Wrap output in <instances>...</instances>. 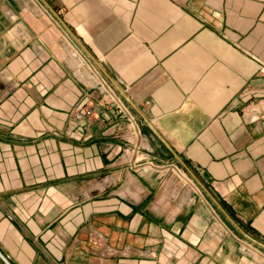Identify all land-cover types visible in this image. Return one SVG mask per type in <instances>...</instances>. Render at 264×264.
I'll list each match as a JSON object with an SVG mask.
<instances>
[{"label":"crops","instance_id":"1","mask_svg":"<svg viewBox=\"0 0 264 264\" xmlns=\"http://www.w3.org/2000/svg\"><path fill=\"white\" fill-rule=\"evenodd\" d=\"M45 1L264 245V0ZM102 81L39 0H0V264H264L180 196L173 155L114 89L155 167L133 166L113 103L82 114L108 101Z\"/></svg>","mask_w":264,"mask_h":264},{"label":"built area","instance_id":"2","mask_svg":"<svg viewBox=\"0 0 264 264\" xmlns=\"http://www.w3.org/2000/svg\"><path fill=\"white\" fill-rule=\"evenodd\" d=\"M104 93L108 99V101H102L101 103H98L96 105H93L91 107H83L80 109L82 114L85 117L92 118L94 115L101 113V111L110 103H113L119 111L122 113H125L127 115L128 121L131 125L130 127V135L127 137L126 141L128 143V147L124 150L128 155H130L131 160H133L134 164L133 166L136 169H141L144 167H155L153 165V162L147 157L143 151V147L140 142L139 138V132L136 128V118L134 115H132L128 108L125 106V104L122 102L120 98H118L114 92V90L108 86L104 81H102L101 84ZM132 162V161H131ZM164 167V166H163ZM168 169H170L172 172H177L178 168L175 163L166 165Z\"/></svg>","mask_w":264,"mask_h":264},{"label":"water","instance_id":"3","mask_svg":"<svg viewBox=\"0 0 264 264\" xmlns=\"http://www.w3.org/2000/svg\"><path fill=\"white\" fill-rule=\"evenodd\" d=\"M49 11V13L56 18V20L59 22V24L65 29V31L70 35L72 40L76 43V45L82 50V52L86 55V57L97 67V69L105 76V78L110 82V85L113 87V89L124 99L129 106L134 109L144 120L146 126L152 131V133L159 139V141L166 147V149L173 155L174 159L176 160L177 163H179L185 171L188 173V175L191 177L193 181L197 183V185L203 190V192L206 194V196L209 198V200L213 203V205L221 212L223 213L226 218L232 223L238 230L239 232L249 239L251 242L254 244L263 247L264 245L251 239L249 236H247L244 232H242L231 220V218L224 212L220 204L217 202V200L212 196V194L207 190L206 187H204L203 184H201L195 175L187 168V166L184 164V162L180 159V157L173 151V149L165 142V140L159 135V133L154 129V127L150 124L149 121H147L142 113L137 109V107L130 101L126 93L116 84L114 80H112L108 74L105 72L103 67L97 62V60L92 57V55L87 51V49L80 43V41L68 30V28L63 24V22L60 20L59 16L50 8V6L47 4L45 0H39Z\"/></svg>","mask_w":264,"mask_h":264},{"label":"rangeland","instance_id":"4","mask_svg":"<svg viewBox=\"0 0 264 264\" xmlns=\"http://www.w3.org/2000/svg\"><path fill=\"white\" fill-rule=\"evenodd\" d=\"M123 101V100H122ZM175 162L167 161L165 164L169 165ZM163 164V165H164ZM176 166L178 168L177 172H169V175H171L174 178V186L178 189L180 196L182 195L184 198L186 196L190 197L191 199H194L195 202L201 203L199 205V211L201 212V205L204 208H207L211 216H213L214 219H216L218 222L221 220L223 223L226 224L224 217L220 214V212L211 204V202L208 200V198L205 196V194L199 189V187L193 182V180L188 176V174L176 163ZM220 223V222H219ZM231 235L235 238H237L239 244V247H235L237 250L239 248L241 256L247 253L249 255V259L254 262L264 261V256H262V253L260 250L258 252L250 250L249 252L246 250H242L244 247L243 243L244 241L238 237L237 233H235L232 229H230ZM256 249V248H255ZM238 251V250H237ZM240 256V257H241Z\"/></svg>","mask_w":264,"mask_h":264},{"label":"bare ground","instance_id":"5","mask_svg":"<svg viewBox=\"0 0 264 264\" xmlns=\"http://www.w3.org/2000/svg\"><path fill=\"white\" fill-rule=\"evenodd\" d=\"M260 261V260H259Z\"/></svg>","mask_w":264,"mask_h":264}]
</instances>
